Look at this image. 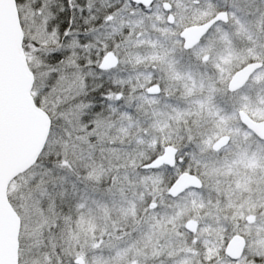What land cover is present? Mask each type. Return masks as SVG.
Returning a JSON list of instances; mask_svg holds the SVG:
<instances>
[{
	"label": "rangeland",
	"instance_id": "obj_1",
	"mask_svg": "<svg viewBox=\"0 0 264 264\" xmlns=\"http://www.w3.org/2000/svg\"><path fill=\"white\" fill-rule=\"evenodd\" d=\"M167 1L181 5L179 0ZM187 2L194 5L192 0H187ZM227 3L230 4L231 20L236 23L241 18L245 25L239 28L240 35L243 36L241 46L244 50L239 51L240 45L232 42L237 40L234 24L230 26L231 31L230 29L225 31L227 29L224 28L218 31L217 35L208 37L205 40L207 48L203 49L204 52L201 54L209 51L208 47H210V57L205 64H202V69H210L209 71L213 74L210 73V80L198 79L196 84L199 91L196 94L197 100L208 99L206 94L209 92L211 96L223 97V106L225 104V106L233 107L232 112L222 113L226 116L219 121L222 123L218 127H215L216 123L212 117L217 112L208 110L210 106L196 111L191 102L177 100L189 96L191 85L183 75L184 72L180 73L179 70L165 71L159 76L157 83L161 87V93L153 97H146L144 91H139L151 83L150 73L144 76V80L137 79L129 89L123 87L122 79L114 80L109 77L114 89L107 96L115 102V110L120 115L103 128L107 134V140L101 147L87 148V145L84 147L86 131H84L82 118L72 111L59 108L57 99L48 96L51 91L48 94L44 93L42 104L50 110L56 121L53 130L56 129L60 135H56L54 140L62 144V158L73 164L74 152H81L83 156L81 163L85 164V170L95 165V178H99L98 180L103 177L111 179L110 182L105 183V189L100 192V195H105L106 199L102 198L101 202H96L100 211L99 217L92 215V217L83 218L77 225L80 228V235L74 234L73 240L68 237L67 243L64 244L71 249V260L81 256L85 264H181L178 260L176 261V256L183 253L189 258L188 264H202L200 258L205 256L198 255L197 247L200 237L206 238L212 246L215 243L221 244L225 233L229 237L233 232L240 230L246 232L249 238L245 248L247 256L259 254L261 249L264 252V230L259 227V220L251 229L246 226L238 227L237 217L242 218L248 212V208L240 207L238 202L235 203V199H232V196H237L235 194L242 181L239 179L264 178V141L243 127L234 110L238 105L239 109H243L253 119H264V0H199L198 5L204 10L200 11V14L210 16L217 7L223 9ZM130 4L131 11L128 13L143 14L131 2ZM206 8L208 12H211L206 13ZM112 17L110 14L106 17L105 26L107 25V28H110L111 22L115 23ZM22 23L25 26L22 42L25 40L26 48L31 54L32 59H30L29 66L35 73L34 79L37 78L35 90L40 92L38 90L45 88V81L49 79L52 70L47 61H50L49 65L56 62L45 57V53L51 50L39 52L40 48H37L36 44L39 40H44L45 35L50 40L52 38L54 41V39L52 34L46 31L42 20H33L31 16L25 20L22 17ZM136 31L122 39L113 38L112 41L110 40L111 44L109 42L94 44V50L99 52L100 56L106 49L119 54V64L114 70L115 73L122 71L126 63H140L144 60L143 57L137 60L127 54L128 47L132 50L131 46L140 42ZM142 34L143 32L140 31L139 35ZM109 39L110 37L105 38V41ZM72 40L73 36L67 42V47L74 49ZM91 48L93 47H87L88 51ZM200 58L201 55H198V63H201ZM87 60H90L89 56ZM251 60L262 61V67L251 75L241 89L229 93L226 88L229 76ZM154 62L151 57L149 63ZM157 70H167V68L164 65H157ZM56 84L59 85V82H53L52 85ZM117 90L122 91L121 100L118 102L113 93ZM55 91L56 89H53V92ZM132 102H135L137 107L134 113L127 115L126 109ZM82 104L77 103V112L79 105L82 106ZM225 129L228 130L226 133L231 136L229 144L217 152V155L211 154L208 151L209 144L218 135L224 133ZM173 135L177 137L176 142L172 139ZM51 139L53 142V134L50 141ZM200 140L202 143L199 144ZM165 144H173L180 155L169 173L165 174L162 168L139 172L138 167L148 163L157 154H161ZM188 150L191 151L188 152ZM180 157L181 159L178 160ZM242 169L244 172L240 171ZM105 171L107 173L102 175ZM182 171L200 176L204 182L203 188L200 192L183 194L169 204L174 207L173 210L159 213L153 207L162 206L166 200L158 194L162 184L159 178H164L165 183L169 180L170 183L172 176ZM212 192L215 194L212 195ZM148 193L151 196L148 206L153 210L147 212L143 209L142 213H135L131 220H129L130 214L127 216L126 214L119 215L116 211L112 212L117 209L118 205H121L133 213L134 201L139 199L144 201ZM111 196L113 200H108ZM188 219H194L198 223L194 232L185 229L184 225ZM123 220L128 222L129 227L121 224ZM29 224V227H32L29 230V236H32V232L34 236L43 232L41 221ZM224 228L227 229L225 233ZM30 245L31 254L28 260L26 259V264H48L50 257L46 254L40 256V253L35 251L38 244ZM189 252L195 254L193 258L188 256ZM57 256L65 258L69 257V254L60 256L58 253ZM211 257L212 254L206 258ZM215 264L224 263L216 262Z\"/></svg>",
	"mask_w": 264,
	"mask_h": 264
},
{
	"label": "trees",
	"instance_id": "obj_2",
	"mask_svg": "<svg viewBox=\"0 0 264 264\" xmlns=\"http://www.w3.org/2000/svg\"><path fill=\"white\" fill-rule=\"evenodd\" d=\"M111 6L115 7L116 14L114 18L115 23L113 24L114 28L109 30L107 25L105 26V21L106 17L111 13L109 10ZM77 7H83L84 12L82 13V20L79 19L80 14H78L77 28L74 29L76 32L81 33V35H74L72 40L74 46V59L72 63L75 67L70 71H65L63 65L56 63H50L49 65L50 61H47L50 69H53V67L60 69L58 77L52 76L50 72L49 79L45 81V88H40L38 90L40 92L35 90L37 78L34 79L32 88L36 104L44 108L52 120L48 138L36 162L26 171L15 176L7 188L8 200L19 214L21 220L18 264H26V259L28 260L31 254L29 252L30 244L34 243L38 244L35 251L37 250L40 256L46 254L50 257L48 264H75L70 258V247H66L64 244L68 237L73 240L74 234L80 235V228L77 225L80 224L83 218L92 217V215L99 217L100 211L96 206V202H101L102 198L106 199L104 198L105 195H100V192L105 189V183L111 180L110 178L103 177L100 178V181L98 180L99 178H95V165H92L93 168L87 167L85 170V164L81 163L83 161L81 152H74L75 158L73 164L66 162L62 158V144L60 142L56 143V140H54V137L59 134L56 129L53 130L56 121L52 117L50 110L43 106L44 100L42 99L44 93L48 94L51 91V94L48 96L57 99V106L59 108L62 107L64 111H72L82 118L84 131H86L84 147L86 145L87 148L90 146L101 147L107 140V134L103 131V128L116 117H119L120 114L115 110V102L107 98L109 92L114 88L109 81V76H106L105 72L97 67L100 53L94 50V44L96 45L98 43L97 40L99 41L100 39L102 41L100 40L99 42L103 43L105 42V38L112 35L116 36L117 39H122L126 35H129V33L132 35L136 29H133L127 12L131 8L129 0H79ZM68 15L69 13L65 12L60 17V20L67 19ZM20 22L24 29L22 17H20ZM46 37L45 35V39L39 40L36 44L37 48H40L39 52L41 50L42 52L52 50L49 41H52L54 44L55 40L53 41L52 38L50 40V38ZM60 39L63 40V37L61 36ZM22 45L27 61L30 64L32 57L26 48L25 40L22 42ZM89 46L93 47L90 51L87 49ZM87 56H89L90 60H87ZM56 81L59 82V85H52ZM46 88L49 90L46 91ZM53 89H56V91L53 92ZM206 96L208 99H204L203 101L193 100L191 102L192 107L196 111H200L202 108L210 106L208 110L217 112L212 117L217 124H215V127H218L222 123L219 121H222V117L226 116L222 113L232 112L233 107L225 106V104L223 106V97L217 98L211 96L209 92ZM77 103H83L82 106L79 105L78 112L76 111ZM198 103L201 105L199 106ZM237 109H239L238 105L235 106L234 110L237 111ZM223 132L226 133L228 130L225 129ZM52 134L53 142L52 139L50 141ZM200 143H202V140H200ZM190 151L188 150V152ZM70 156L73 158L72 155ZM138 168L139 172L143 173L146 171L141 166ZM163 169L165 170V174L171 170L167 165ZM105 173L107 171L102 175H105ZM176 176L177 174L172 176L171 179L173 180ZM162 190L165 191V188ZM42 194L44 195L41 196ZM149 195L148 193L145 196L144 201L140 199L134 201L133 213H130V209L121 205H118L117 209L112 210V212L116 211L119 212V215L126 214L127 216L130 214L129 220L134 218L135 213H142L143 209L149 212L153 210L152 207L149 208L148 206L151 199ZM110 198L108 200H113L112 196ZM165 199L172 198L166 195ZM34 208L36 209L34 210ZM38 221L42 223L43 232L35 236L34 232H32V236H29V230L32 228L29 227V223H37ZM121 224L126 227L128 226L126 220H123ZM209 244L211 243H208L206 238L203 237H200L197 242L198 255L205 256L200 258L202 264H215L211 263V258L207 259L206 257H209L211 254L212 256L221 254L222 245L220 243L212 244V246ZM58 253L60 256L69 254V257L58 258ZM190 254L192 253L189 252L188 256L191 258L195 255ZM186 256V254L180 253L176 256V261L178 260L181 264H188L189 258ZM38 259H42V257H38Z\"/></svg>",
	"mask_w": 264,
	"mask_h": 264
},
{
	"label": "water",
	"instance_id": "obj_3",
	"mask_svg": "<svg viewBox=\"0 0 264 264\" xmlns=\"http://www.w3.org/2000/svg\"><path fill=\"white\" fill-rule=\"evenodd\" d=\"M131 1L149 6L153 0ZM164 6L168 8L169 4L165 2ZM224 14L219 12L202 25L186 28L182 32L185 46L195 43L209 25ZM22 39L23 30L15 0H0V264H18L21 220L8 200V184L36 162L51 128L49 114L35 103L31 94L34 73L29 67ZM116 63L117 57L108 50L101 57L98 68L110 69ZM261 65V61H251L234 71L227 83V90L233 92L240 89ZM158 90L157 84L147 88L149 93H156ZM237 114L247 128L264 139V119L253 120L243 109L237 110ZM229 140V134L220 135L213 141L212 149L224 147ZM176 151L174 146L166 145L160 155L142 164L141 167L154 168L163 163L172 166L175 163ZM180 159L181 157L178 158ZM201 185V179L197 175L182 171L167 192L175 197L188 187L199 188ZM184 226L189 232H194L197 223L194 219H188ZM243 246V238L240 235H233L227 243L225 253L237 258ZM73 261L75 264H85L81 256L75 257Z\"/></svg>",
	"mask_w": 264,
	"mask_h": 264
},
{
	"label": "flooded vegetation",
	"instance_id": "obj_4",
	"mask_svg": "<svg viewBox=\"0 0 264 264\" xmlns=\"http://www.w3.org/2000/svg\"><path fill=\"white\" fill-rule=\"evenodd\" d=\"M155 1L156 0H153L151 5L148 7H144L142 5H139V4L137 5V4L133 3V6L136 9L142 11L143 14L141 12H140L141 15L140 14L139 15L131 14L133 12L128 13V14H130L129 19L133 25V29H137L136 35H137V38L140 39V42H139V44L134 45V46L130 45L132 47V50L130 49V47H128L127 48V50H128L127 54L131 57L133 56L134 59H137V60L139 58L143 57L144 60L140 63L139 62L138 63L134 62L131 64L126 63L123 66L122 71H118L117 73H115L114 70L116 69V67L119 64V54L115 53L111 49H106L105 52H107L108 50H111L115 54V56L117 57V63L114 67H112L110 69H106V70L104 69L102 71L105 72L106 76L112 77L114 80L117 78L122 79L123 80V87L125 89H129V87H131L133 84H135L137 79L144 80V76L146 74L150 73V76L152 77L151 83H149L146 87L140 89L139 91H142V92L144 91V96H146V97H149V96L153 97V96H159L161 93V87H160L159 83H157L159 76H161L162 73L165 71L179 70L180 73L184 72L183 75L187 78V82L189 81V84H191V85H190V92H188L189 96L188 97L186 96L184 99H183V97H181V99H177V100L181 101V102H186V101L192 102L193 100H196L198 98L196 95L199 92L198 89L196 88L197 80L198 79L202 80V78H204L206 80H210L211 79L210 76H211V74H213V72L209 71L210 69L209 70L202 69V64H205L210 57V53H209L210 47H208L209 51H207L204 54H201L202 52H204L203 49L207 48L205 40L208 37H210L211 35L212 36L217 35L218 34L217 32L224 29V28L227 29L225 31H228V29H230V26H232L234 24V30H235V33L237 36L236 38L235 37L234 38L237 40H234L232 42L238 46L240 45V47L238 49H239V51L240 50L243 51L244 50L243 46H241V40H243V36L240 35L239 28H240V26L245 27V25L242 22L241 18H239V21H237L236 23L231 20V15L229 13L230 12L229 11L230 4H228V3L223 7V9H221V8L219 9L217 7L215 12H213L212 15L209 16L208 14H204V13L200 14V11L203 10V7H200L198 5L199 0H192V4H194V5L189 4L187 2V0H179L181 5L175 4L174 2L173 3L169 2L167 0H158L157 3H155ZM165 2L169 4L168 8H166L164 6ZM109 10L111 12L110 15L113 16L112 19H114L115 14H116L115 7L111 6L109 8ZM130 11H131V8L127 10V12H130ZM197 12H199V13H197ZM205 12L210 13L211 11L208 12V9L206 8ZM219 12H224L225 14L223 16L219 17L218 19H216L215 21H213L209 25V27L206 29V31L197 39V41L195 43H193L190 46H185V38L182 35V32L186 28H189L192 26L193 27L199 26V25H202V24L208 22L213 17H215ZM144 13L146 15H144ZM169 14H171L170 18H169ZM137 18H139V19H137ZM138 21L140 22V24ZM113 24H114L113 22L110 23L109 30L114 28ZM140 31L143 32L142 35H139ZM230 31H231V29H230ZM129 35H131V34L129 33ZM109 37H110L109 41L106 40L105 42H109V44H111L110 40L112 41V39L116 38V36L112 35ZM109 37H107V38H109ZM98 43H99V41H98ZM103 54L100 56V59L103 56ZM198 55H201V58H200L201 63L197 62L198 61ZM145 57H148V58H145ZM151 57L155 61L152 64L149 63V60H151ZM100 59H99V61H100ZM146 59H148V60H146ZM251 61H255V60H251ZM251 61H248V62H251ZM248 62H246V63H248ZM246 63H244L243 65H245ZM157 65H164L165 68H167V70H161V71L157 70ZM239 68H237V69H239ZM213 70H215V69H213ZM231 75L229 76L227 83H228ZM178 76H179V74H178ZM152 84L158 85V87H159L158 92L149 93L147 91V88L149 86H151ZM226 86H227V84H226ZM228 92H230V91H228ZM113 93H114V96H115V99L117 102H118V100H121L122 91L117 90V91H114ZM107 98H109V97L107 96ZM136 107H137V104L135 102H132V104L130 106H128V109H126V114L130 115V114L134 113ZM162 108H163V106H162ZM239 122L243 125V127H246L240 120H239ZM222 134H227V133H222ZM222 134H220V135H222ZM252 134H253V132H252ZM220 135H218V137ZM172 139L174 142H176L177 137H175V135H173ZM230 140H231V136H230ZM230 140H229V142H230ZM260 140H262V139H260ZM229 142L224 147H221L218 150L212 149V143L213 142H211L209 144V150L208 149L207 150L210 151L211 154L217 155V152H219L220 150H223L229 144ZM166 145L167 144L163 145V147ZM171 145L173 146V144H171ZM176 150H177V148H176ZM159 154H157L155 157H157ZM178 156H180V155L178 154V151H176L175 163L177 161L176 159ZM155 157H153V158H155ZM175 163L169 167L173 168ZM164 166H166V165L163 163L157 167L149 168V170L158 169V168L163 169ZM240 171L244 172L243 169ZM195 175H197V174H195ZM242 175H244V174L242 173ZM198 177L201 179V182H202L201 187H199V188L188 187L187 189H185L183 192H181L179 195H177L175 197L170 196L167 193L168 187L175 180V178L173 180H171L170 183L168 182L169 181L168 180L167 181L168 184H167V182L165 183V181L163 182L164 178H159L162 184H161V188H160L161 191L158 194L160 195V197H164V198L166 197V195H168L172 199H167L163 202V205L165 207H163V205H162L160 207L156 206L153 208L156 209L159 213H161V212L163 213L164 211L169 212V210L174 209V207H172L169 204H172L173 201L180 198L183 194H185L187 192H194V193L200 192V190L204 186V182L200 176H198ZM239 180H242V181H241V184H239V186H238L239 189L236 191L237 193L235 195H237V196H232V199H235V203L238 202L237 204H239L240 207H244L245 209L248 208V212H246V214L243 215L242 218L240 216H238L237 217L238 220H237L236 224L238 227L239 226H246V227L251 229L254 226H256V224L258 223L257 220H259V227L264 230V178H241ZM205 181H206V178H205ZM164 188H165V191L162 190ZM213 193L215 194V192H212V195H213ZM195 205H196V202H195ZM248 216H252V217L248 218ZM159 218H161V217L159 216ZM197 225H198V223H197ZM224 225L227 226L226 224H224ZM225 232H227L226 228H224V233ZM233 235H240L244 240V246H243L242 252L239 255V257H237V258H232L225 253L227 243L230 241V239L232 238ZM227 237H228V234L225 233V238L221 242V245H222L221 254L212 256L211 257V263L220 262V263H224V264H264V252H262V249H261V253H259V254L247 256V252H246L245 248L248 245L249 238H248V235L246 232H243L240 230L238 232H233L231 235H229L228 238ZM249 257H251L252 259L250 260Z\"/></svg>",
	"mask_w": 264,
	"mask_h": 264
},
{
	"label": "snow or ice",
	"instance_id": "obj_5",
	"mask_svg": "<svg viewBox=\"0 0 264 264\" xmlns=\"http://www.w3.org/2000/svg\"><path fill=\"white\" fill-rule=\"evenodd\" d=\"M17 15L28 20L29 16L33 20H42L46 31L52 34L55 43L49 41L51 51L45 53L46 58L54 60L56 64L63 65L65 71L72 70L75 65L74 51L66 47V43L72 36H79L81 33L74 31L77 28L78 14L79 19H83V7H77L79 0H15ZM67 12V19L60 20V17ZM63 37V40L60 37ZM59 68L53 67L51 74L58 77ZM49 90L48 88L45 89Z\"/></svg>",
	"mask_w": 264,
	"mask_h": 264
}]
</instances>
